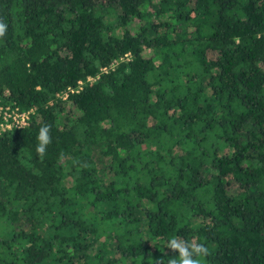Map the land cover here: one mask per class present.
Masks as SVG:
<instances>
[{"label":"trees","instance_id":"16d2710c","mask_svg":"<svg viewBox=\"0 0 264 264\" xmlns=\"http://www.w3.org/2000/svg\"><path fill=\"white\" fill-rule=\"evenodd\" d=\"M0 19V106L33 111L0 134V264H167L176 236L264 264V0H0Z\"/></svg>","mask_w":264,"mask_h":264},{"label":"clouds","instance_id":"9594fccd","mask_svg":"<svg viewBox=\"0 0 264 264\" xmlns=\"http://www.w3.org/2000/svg\"><path fill=\"white\" fill-rule=\"evenodd\" d=\"M7 29V23L0 19V38L7 34ZM37 140L36 152L39 156H44L47 146L52 142L50 125L44 124L40 127ZM165 245L175 253L167 260V264H205L204 258L209 255V249L205 244L196 240L188 241L179 236L171 238ZM159 264H164L163 259Z\"/></svg>","mask_w":264,"mask_h":264},{"label":"built area","instance_id":"2783aa9c","mask_svg":"<svg viewBox=\"0 0 264 264\" xmlns=\"http://www.w3.org/2000/svg\"><path fill=\"white\" fill-rule=\"evenodd\" d=\"M66 96L67 93L64 94L65 98ZM32 112V110H23L11 105L0 106V134L7 130L21 129L28 126Z\"/></svg>","mask_w":264,"mask_h":264},{"label":"rangeland","instance_id":"374dc122","mask_svg":"<svg viewBox=\"0 0 264 264\" xmlns=\"http://www.w3.org/2000/svg\"><path fill=\"white\" fill-rule=\"evenodd\" d=\"M149 53H150V52H148V54H149ZM100 166H101L103 172L105 171V172H104V175L109 177L110 174H109L108 172H106V171H107V170H106L107 168H106L105 160L100 162ZM209 174H210V172L207 171V172H206V175L209 176Z\"/></svg>","mask_w":264,"mask_h":264}]
</instances>
